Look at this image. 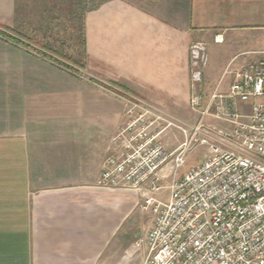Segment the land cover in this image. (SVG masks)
I'll return each mask as SVG.
<instances>
[{"label":"crops","instance_id":"1","mask_svg":"<svg viewBox=\"0 0 264 264\" xmlns=\"http://www.w3.org/2000/svg\"><path fill=\"white\" fill-rule=\"evenodd\" d=\"M29 3L0 0V264H144L137 242L153 223L135 238L129 222L140 194L97 186L124 121L122 95L177 119L192 109L195 42L218 72L211 96L227 94L231 72L264 51V0H101L85 15L84 67L67 72H57L44 48L50 31ZM184 140L164 143L172 152Z\"/></svg>","mask_w":264,"mask_h":264},{"label":"built area","instance_id":"2","mask_svg":"<svg viewBox=\"0 0 264 264\" xmlns=\"http://www.w3.org/2000/svg\"><path fill=\"white\" fill-rule=\"evenodd\" d=\"M259 54L256 62L231 72L227 94L215 92L205 105L208 49L198 42L190 46L191 108L200 114L193 126L142 97L122 95L124 121L111 140L112 153L97 186L135 191L144 198L139 206L154 218L137 242L147 247L144 264H264V51ZM215 100L221 105L211 113ZM248 102L250 110L237 109L238 103ZM206 116L232 128L206 129ZM172 129L185 140L168 152L164 138ZM200 134L204 138L199 141ZM198 146L206 147L203 162L179 176ZM168 164L172 168L165 176L161 172ZM165 188L167 200L154 196Z\"/></svg>","mask_w":264,"mask_h":264},{"label":"rangeland","instance_id":"3","mask_svg":"<svg viewBox=\"0 0 264 264\" xmlns=\"http://www.w3.org/2000/svg\"><path fill=\"white\" fill-rule=\"evenodd\" d=\"M101 0H88V6L90 8L95 7ZM53 29H51L50 32V38L51 41L54 42V44L57 47H62L64 51L67 52H73V50L75 48L78 49L79 53L82 51L81 49V40L79 37V42L78 44H76L75 40L73 39L72 35H71V29H72V25L69 21L68 17H63L62 19H60L59 21H55L52 23ZM79 29L82 30V27L79 25ZM43 36L44 34L41 32V37H40V42L43 41ZM77 46V47H75ZM76 49V50H77ZM209 54V53H208ZM65 62V61H64ZM67 63V62H66ZM65 64V68H68V64ZM64 66L56 63V68H57V72H67L68 69H64ZM72 71V70H71ZM74 72V71H73ZM70 73V72H68ZM71 74V73H70ZM75 76V75H74ZM218 72L213 70L211 64L208 65V67L205 69L204 71V95L207 97V100L210 98L212 92L215 90V88L217 87V82H218ZM225 85L223 84L220 89L219 92H225ZM229 91V90H228ZM243 106H250V103H240V105L238 106L239 110L241 111L243 109ZM215 113V112H214ZM178 119L185 125L191 126L190 123L193 125H196L199 121H200V114L196 113L195 111H193L192 109L187 110V111H183L180 112L178 114ZM202 124L204 126V128L209 129V130H213L215 129V131H220L221 127H224L225 125L229 126V124H227L225 121L217 119L215 117L212 116H206L203 120H202ZM172 130H174L175 132L172 133ZM171 131H169L166 136L169 137V139L172 142H181L184 138V134L182 132H180L177 129H172ZM197 139L200 141L202 138H204L203 134L197 135L196 136ZM206 155V147L204 146H198L196 149L193 150V152L189 155L188 159H187V163L179 170L178 175H183L185 174L190 168L194 167L195 165H198L200 163L203 162L204 157ZM168 182L166 181L165 184H167ZM154 196L158 199H162V200H167L168 196H169V190L167 188L162 189L161 192L154 194ZM140 204L143 202V199L140 195ZM140 210H137L136 213L130 218V223L134 224L136 226V231H134L133 233V237L138 238L141 233H142V229L144 227V229H146L144 232L148 231V229H150L152 223H153V215L151 214V212H144L141 210L140 206H138Z\"/></svg>","mask_w":264,"mask_h":264},{"label":"trees","instance_id":"4","mask_svg":"<svg viewBox=\"0 0 264 264\" xmlns=\"http://www.w3.org/2000/svg\"><path fill=\"white\" fill-rule=\"evenodd\" d=\"M30 2L31 3H29V8L32 9V6H35L33 10L38 11V13L41 15L38 25L39 28L43 31L51 32V29H53V22L59 21L63 17L69 18V21L72 25L71 35L76 44H78L79 42V37L80 39L82 38L80 42L82 51L79 53L77 49L78 47L75 46L77 48H75L72 53L67 52L64 51L62 47H57L51 42L45 43L44 48L49 52L54 53L53 55L56 56L55 62L64 67H67L64 64L66 62L75 66H83L84 64H81L77 59L78 57L76 56V53H78L79 55H82L83 52L85 53V15L87 11L91 9L88 6V0H30ZM33 10H30L29 13H31ZM45 13H47L49 16V21L47 22L44 21L43 18V15ZM79 25L82 27V30L79 29ZM50 58L53 57L50 56ZM71 65H68V68L73 70V67Z\"/></svg>","mask_w":264,"mask_h":264}]
</instances>
